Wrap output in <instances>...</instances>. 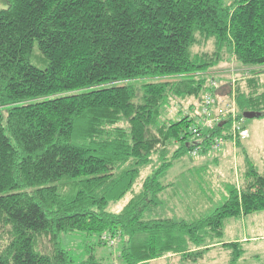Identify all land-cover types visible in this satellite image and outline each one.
<instances>
[{"label":"trees","instance_id":"obj_1","mask_svg":"<svg viewBox=\"0 0 264 264\" xmlns=\"http://www.w3.org/2000/svg\"><path fill=\"white\" fill-rule=\"evenodd\" d=\"M0 2V264H106L64 248L62 235L79 233L99 244L120 234L119 264L178 255L197 264L216 244L238 261L244 250L223 240L225 222L264 211V168L244 151L240 186L224 183L223 205L191 220L163 215L179 204L164 193L190 154L211 68L231 58L261 66L233 84L228 103L240 117L264 115V0ZM35 47L44 68L31 62ZM188 98L194 114L182 108ZM127 193L121 211L108 210Z\"/></svg>","mask_w":264,"mask_h":264},{"label":"rangeland","instance_id":"obj_2","mask_svg":"<svg viewBox=\"0 0 264 264\" xmlns=\"http://www.w3.org/2000/svg\"><path fill=\"white\" fill-rule=\"evenodd\" d=\"M2 6L3 4L0 2V10L3 8ZM197 50L211 51L213 50V44L211 42L207 46L197 47ZM40 54L41 52L38 47H35L31 62L40 68H44L45 65L39 60ZM231 60L220 63L211 68L210 72L207 73L218 82L217 87L214 89V94H216L215 96L219 105L223 106H225L224 103H228L232 86L237 80L253 77L262 68L258 65H239L234 62L233 58ZM259 76L264 87V72H261ZM197 101L192 98L183 100L181 102L183 110H189L190 114H194ZM192 104H194L195 108L190 111L189 108ZM178 108L179 106L174 105L171 112H176ZM244 126L249 130L250 134L243 142V146L256 168L262 170L264 168V115L250 119L245 118ZM227 144H233V151L237 152L236 163H234V155L232 153L222 156L221 162L217 163L214 161L212 155H200L194 158V160L188 154L180 158L179 162L176 161L175 166L169 170L168 179L165 177L168 184H172V186H170L171 190H166L164 196L168 198L169 194L173 196L174 193L177 195L180 203H182H174L175 206L170 204L169 208L165 209L166 213L163 211V215L175 217H179L180 215L185 219L191 220L199 214L206 215L211 213L215 208L223 205L227 199L224 197L225 193L220 194L224 190V183H232L239 187L241 184L240 176L246 170V162L244 156L239 155L240 148L238 144L231 140ZM160 165L161 163L155 162L153 165L145 168L142 178H146V176L151 174L152 170L158 169ZM130 198L131 193H127L120 200L110 202L108 210L111 212L121 211ZM244 228L247 231L246 234H244ZM1 230L4 236L8 235V228H2ZM235 237H240L241 241L239 244H241V247L243 244L244 248L245 246L248 248L245 256L241 255L242 253L240 254L241 259L238 262L236 261L237 263H231V249L228 250L226 246H219L220 248L209 250L205 258L200 259L197 264H208L206 260H209L212 254L215 258L212 257L213 263L210 260L209 264H264V211L254 212L244 218H230L226 220L223 240L235 239ZM244 238L245 240H243ZM62 241L64 248L69 249L77 261L86 259L89 255L94 254L100 261L102 260L106 264L120 263L118 254L120 245L110 247L104 241L99 244L97 236L86 237L82 233L76 235L64 234L62 235ZM253 255L260 256L261 258L258 259V257H253ZM180 259L181 257L178 255L156 260L152 264L177 262L180 264ZM182 264L194 263L183 261Z\"/></svg>","mask_w":264,"mask_h":264},{"label":"built area","instance_id":"obj_3","mask_svg":"<svg viewBox=\"0 0 264 264\" xmlns=\"http://www.w3.org/2000/svg\"><path fill=\"white\" fill-rule=\"evenodd\" d=\"M210 90L204 91L201 94L200 105L196 113L197 126L192 129L193 137L190 149V154L193 156L200 155L201 152L213 149L215 152H221L229 140H245L249 137V130L244 126L245 118L243 115L240 117L235 102L224 103L225 106L219 105L213 90L217 87L218 82L215 78L210 79ZM229 121V129L225 134L211 135V131L217 125L224 121ZM211 138L209 147L205 145L204 138ZM120 234L111 236L109 233L102 235V240L110 247L119 244Z\"/></svg>","mask_w":264,"mask_h":264},{"label":"crops","instance_id":"obj_4","mask_svg":"<svg viewBox=\"0 0 264 264\" xmlns=\"http://www.w3.org/2000/svg\"><path fill=\"white\" fill-rule=\"evenodd\" d=\"M245 141V140H244ZM244 141H242V146H241V150H240V153H239V155H242V156H244V151L246 152V154H247V151L245 150V148H244V146H243V142ZM235 149V148H234ZM238 148H236V150H237ZM230 153H232L233 155H234V163H236V161H235V158H236V156H237V152H235V151H233V144L231 145V144H227L226 145V148L222 151V153L221 154H216V153H212L211 151H209V150H207V151H205V153L203 154V155H212V157H214V161L217 163V162H221V159H222V156H224V155H229ZM248 155V154H247ZM249 156V155H248ZM241 158V157H240ZM250 158V157H249ZM194 159V158H193ZM195 160V159H194ZM206 164H209V163H206ZM238 166V165H237ZM179 201V200H178ZM179 204H181L180 203V201H179ZM244 218V217H243ZM231 226V225H230ZM245 229V228H244ZM247 233V231H246V229H245V231H244V234H246ZM243 240H245V238L243 239ZM225 242H240L241 241V239H240V237H235V239H228V240H224ZM246 245H247V243H246ZM219 246H222L221 244H216L213 248H211V249H217V248H220ZM222 247H225V246H222ZM242 248H243V254L242 255H244L245 256V253L246 252H248V248H247V246H245V248H244V246H243V244H242ZM211 249H209V250H211ZM226 249H231L230 247H228V248H226ZM231 251H232V249H231ZM210 252H212V251H210ZM205 256H206V254H204V256H203V258H205ZM230 256H231V254H230ZM170 257H173V256H170ZM170 257H167V258H170ZM215 258L214 257V255L212 254L211 256H210V259L209 260H206V261H208V264H209V261L211 260V258ZM253 257H258V259H260L261 257L260 256H257V255H253ZM252 257V258H253ZM165 258V257H164ZM231 259V258H230ZM241 259V257L238 259V261ZM237 261V262H238ZM211 262L213 263V261L211 260ZM228 262V261H227ZM237 262H231V263H237ZM207 263V262H206ZM167 264H175V263H167Z\"/></svg>","mask_w":264,"mask_h":264},{"label":"water","instance_id":"obj_5","mask_svg":"<svg viewBox=\"0 0 264 264\" xmlns=\"http://www.w3.org/2000/svg\"><path fill=\"white\" fill-rule=\"evenodd\" d=\"M257 116H261V113H259V112H251V111L243 113V117L244 118H248V119L253 118V117H257Z\"/></svg>","mask_w":264,"mask_h":264},{"label":"bare ground","instance_id":"obj_6","mask_svg":"<svg viewBox=\"0 0 264 264\" xmlns=\"http://www.w3.org/2000/svg\"><path fill=\"white\" fill-rule=\"evenodd\" d=\"M120 237V236H119Z\"/></svg>","mask_w":264,"mask_h":264}]
</instances>
